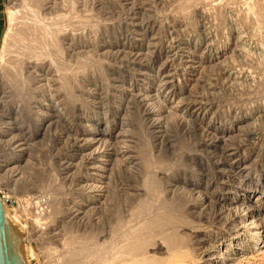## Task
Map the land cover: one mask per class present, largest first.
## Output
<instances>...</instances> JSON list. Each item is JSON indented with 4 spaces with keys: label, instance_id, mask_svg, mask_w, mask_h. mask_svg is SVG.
<instances>
[{
    "label": "rangeland",
    "instance_id": "374dc122",
    "mask_svg": "<svg viewBox=\"0 0 264 264\" xmlns=\"http://www.w3.org/2000/svg\"><path fill=\"white\" fill-rule=\"evenodd\" d=\"M79 1L80 4L76 3V7L73 8L71 6L72 9H70L73 15L82 17L72 20V22L75 21L74 23L80 24L79 30L75 29V27L73 29L77 30V32H73V29H71L74 35L71 39H68L69 36L67 39L61 38V44L64 48L68 49L66 59L70 61L72 66H75L77 62L80 64L82 62H87L91 64L92 68L87 70V74L90 77L81 74L76 84L72 85L73 91L71 93L74 94H71V96L77 99L70 101V106L73 109L72 113L74 112L70 114L71 117L73 116L71 118L72 125L69 126V121L63 119L59 120L61 118H54L55 122L53 124L51 123L50 125L47 123L50 126L44 127V131L41 132L43 135H38L28 141L29 134L27 132L29 130L28 128H30L28 124L30 125L31 118L23 125H20L17 119L10 118L11 120H9V122L15 123L14 120H16V123H18L14 124L16 130L13 129L15 130L14 132L9 130L10 133L7 135L3 134L5 135L3 138V140H5V145H0V164L5 163L1 162L4 159V154H6L7 157V153H10L13 149H24L25 147L24 154L20 156V165L23 166L25 162H27L25 164L26 166L24 165V167L20 168L13 167L20 165L12 163L8 169H10V171L12 168L17 169L9 172L8 181L10 180L9 182L11 183L14 181L15 183V179H19V185H21L24 179H26V183L24 184L26 186L25 192L27 193V190L31 188V190L29 189L30 194L29 192L25 194V196L31 195V197L26 196L31 198L30 205L25 203L24 200L21 202L16 200V214L27 225L28 233H33V228L36 227L42 228V232L46 231L42 233V235L44 234L42 236L43 239L40 237V240L36 235L32 234L30 237L29 234V242L33 251L35 264L62 263L61 257L59 258L57 255L59 256L61 254L60 250L62 251L63 249V247L61 248L62 240H60V237L61 239L63 237L60 236L58 237L59 239L53 238L52 240L51 238L54 237L53 234L57 231L65 233L66 226H64V224L68 221L66 220L67 218L65 219V210H68L71 206V208H76L74 207L72 198L75 197L74 199H77V197H79V194L75 192L76 188L79 187L77 185L79 182L76 174L77 176L81 175L80 169L82 171V167L101 165L102 162L104 163L106 161L111 162L108 167H113L114 169L108 175L109 178L104 180L106 183H102V181L100 183L94 182L93 184H100V186H104L105 184L106 186H110L108 189L110 191L107 193V201L112 204L111 207L113 208L117 203L123 205V208H127L131 202H136L135 200H137V198L133 193L137 194V192L133 190L131 186L135 188V186H140V184L143 183L142 173L144 170L141 167H212L215 160L212 158L213 156L211 153H215L216 156L219 157L223 156L221 152L224 154L225 152L228 153L230 149L237 150L239 148L240 151L238 152L239 154L237 153L235 160L242 162L241 155L247 153V158L250 157L251 159L252 157V159L257 161L256 164L251 165V167H258L254 173H257L262 165L264 167V138L262 136V132H264V43H261L264 42V18H262L263 21L257 19V14L254 15L249 12V7L245 6L241 0H189L190 2L187 0V3L186 0ZM263 2L264 0L259 1V3L262 4ZM14 3L13 0H3L6 16V32L0 50V87L3 77V65L12 59L15 50H28L21 48L20 45L23 38L18 34L19 31H22V27L15 26V24L20 23V21L22 23V20L19 18L24 17V12L22 11L24 9L20 6H15ZM250 4L251 3H249V5ZM212 6L222 9L213 11V13L215 12L213 25L216 26L214 28L207 27V25L210 26L212 23L210 20L206 19L211 13L210 9L213 8ZM54 7H57V5H54ZM58 9L61 8L58 7ZM48 11H50V9L42 11L43 14L40 15L42 17L49 16L45 15V12ZM241 15H243L245 19L249 16L250 22L242 18V21H244L245 24L247 21L248 24H244L243 27H241L240 24L238 27L233 26L232 22L240 23L239 17ZM184 16L187 17V20L183 19ZM27 18L28 17H24L23 19L27 23H38L36 20L31 21V19L27 21ZM202 19L205 20L203 21ZM174 20L176 22H174ZM38 21H40L37 24L40 25L38 26L39 29L36 32L31 29V37L34 39L33 43L41 44L43 40H46L43 39L46 38L44 37L46 28L42 25L49 24L48 22L50 19H48L47 22L42 19H38ZM86 23L87 25H85ZM258 26H263L262 29H260L261 36H256V33H254ZM185 29L186 31H184ZM211 31L224 33L223 36L226 35V37L229 35L231 38L229 44L231 45L229 46L230 48L220 51L222 44L219 40L221 38H214V34ZM210 36H212L214 40ZM64 37H66V35ZM233 37L235 39H233ZM20 39L21 41L19 42ZM38 47L39 58L47 56V53L45 54V52H42V50L44 51V46L38 45ZM35 49L36 48H32L31 51ZM217 49L219 51H216ZM243 51L245 53H243ZM201 52L203 55H201ZM219 53H222L223 56L221 55V57L216 58ZM42 70L44 69L39 68L36 70L38 73H36L44 74ZM53 89H55V86ZM1 90L0 88V91ZM63 93L66 94L65 92H62V94L60 93L61 95L58 94V103L61 96L62 99L66 97ZM131 95H133V97ZM143 97L146 101L143 100ZM159 100L160 102H158ZM207 101H211V103ZM201 103L203 105L205 103H213L214 106L212 107L214 108L215 106H221L224 109L230 107V116L240 113L242 116L245 115L246 118H250L248 119V124H250L251 127L247 130L250 134L247 135L248 133L246 132V134H243V132L240 134L231 133L229 135L233 137L228 138L226 143L228 145L225 144L224 146L219 143L220 147L218 146L215 149V147H212L210 138L207 137L206 134L208 133L210 136L215 134L216 137L221 136V134L213 133V131L209 129L210 127L207 126V123L213 115L214 120L211 119L212 121H220V117L225 116L223 114L220 116V113H213L214 111L212 109V111L208 112L206 119H201V121L200 119L195 120L191 115L192 111L195 112V110L199 109L198 107L202 108L200 106L202 105ZM238 104L239 108L236 107ZM248 107L250 110H248ZM116 108H118L117 112ZM253 108L260 110V112H257V110ZM4 109L2 104H0V115L3 114ZM196 112L202 113L199 110ZM106 113L110 115H104ZM105 116L107 118H105ZM90 118L96 119V121L93 123L88 122ZM225 118L226 120L228 119L227 117ZM157 119H160L162 123L154 121L158 122V125H154L152 121ZM1 121L3 122L0 116V127L2 124ZM98 121L100 125L97 124ZM113 123L115 126H113ZM158 126L160 128H158ZM106 128L110 129L108 134L103 135L101 131L99 135H95L98 133L96 130H106ZM119 128L128 131L125 133ZM256 129L257 132L261 134H258ZM5 130H7V128H5ZM110 133L111 136L109 135ZM118 133L119 136L117 135ZM134 134H136V138L130 136ZM227 135L228 133L224 138H227ZM88 138L89 140L93 139L92 141H95V143L89 149L84 148V150L82 141L88 140ZM95 139H98V141ZM1 140L2 137L0 138V141ZM24 142L25 144L22 146L21 144ZM233 151L234 150L231 152ZM241 151L245 153L243 154ZM92 153L94 155H91ZM89 154L93 159L86 160L85 156H90ZM128 156L136 157V160L134 159V162L131 163L130 160L127 159ZM6 157L5 159L7 160L10 156ZM145 157L147 158L148 165L143 166L141 162H146ZM193 157L195 160H192ZM198 160L201 163L199 166L195 165ZM17 161H15V163ZM223 161L224 160H222V162ZM249 163H251L250 160L246 164L248 165ZM65 167H78L77 173L76 171L73 173V170L70 172V175H68L63 171ZM263 167H261V169ZM1 169L3 168L0 166V170ZM2 174H4V172L0 171L1 176ZM49 175L50 177L52 176L51 180L54 177L51 182L54 184L55 190L53 192H56V196L53 195L54 193H50L51 196L50 194H43L42 181L44 176L49 177ZM161 177L162 176H159V179H161ZM162 182L155 181L154 183L157 184L159 190L162 189ZM90 183L92 182L88 184ZM4 184H1L2 188H6ZM81 184L88 185L86 183ZM5 191L9 199L14 198V195L8 191V189H5ZM129 194H133L134 196L131 195L133 196L131 197ZM52 195L55 196L53 197L55 200L52 199ZM70 199L71 201H68ZM186 202L185 200V203ZM65 204L68 207L65 206ZM57 209H60V211L58 210L60 215H58ZM127 210H129V207ZM106 212L109 213L110 209L109 211L106 209L104 213L94 214L93 217L95 221L98 222V220H100L102 223H107L110 214ZM124 213L125 215L129 214L127 212ZM63 214L64 217L62 216ZM128 216H126V218H129ZM58 223L60 226L57 225ZM75 224L77 223H72V231L78 234L79 231H82L84 226L82 227L79 223L77 225ZM93 225L95 226V224L88 219L87 226L93 228ZM54 227H56V230L53 232ZM46 239L50 241L47 242ZM53 253L56 255L55 259L52 255ZM52 260L54 263H52Z\"/></svg>",
    "mask_w": 264,
    "mask_h": 264
},
{
    "label": "bare ground",
    "instance_id": "6f19581e",
    "mask_svg": "<svg viewBox=\"0 0 264 264\" xmlns=\"http://www.w3.org/2000/svg\"><path fill=\"white\" fill-rule=\"evenodd\" d=\"M13 1L15 2L14 3L15 6H20L24 9L22 10L24 12L23 16L28 17L27 21H29L30 19L31 21L36 20V22L38 23L40 22L38 21V19L46 20V22L48 19H50V21L48 22L49 24L42 25L43 27L46 28L45 29L46 32L44 33L45 35L44 37L46 38L43 37L42 38L46 40H43L41 44L33 43L34 39L31 37L32 34L31 29H33L34 32L38 31L39 29L38 26H40L37 25L38 23L37 24L33 22L27 23L25 20H23L24 17H20L19 19L22 20V23L20 21V23L15 24V26L22 27L21 28L22 31H19L18 34L20 35L21 38H23L22 41L21 39L19 40V42L21 41L20 43L21 48L28 50L26 51H24L23 49L15 50L14 51L15 54L13 55L11 54L13 56L12 59L10 58L11 60L6 62L5 65H3L4 66L3 77L0 87L2 89L0 91L1 92L0 104H2V106L5 109L3 110V114L0 115L1 119L3 120V122L1 121L2 124L0 127V138L2 137V140L0 141V145H5L4 144L5 140H3L5 135L3 134L7 135L10 133L9 130H11L12 132L16 130L14 126L16 120H14L15 123H11V121L9 122V120H11L10 118L17 119V122L20 125L25 124V122L31 118L30 125L28 124L30 128L27 127L29 129L27 132L29 134L28 141H30V139H33V137L41 135L42 134L41 132L44 131L45 126L49 127L51 123L53 124L55 122L54 118L55 119L61 118L59 120L63 119L69 121L68 122L69 126L72 125L71 118L73 116L71 117L70 114H73L74 112L72 113L73 109L70 106L71 103L70 101L77 100L75 97L71 96V94H74L71 93L73 91L72 85L76 84L79 75L84 74V76L85 75L87 76L88 75L87 70L89 68H92L91 64H88L87 62L86 63L82 62L81 64L77 62L75 66H72L70 61L66 59V53L68 49L64 48L63 45L61 44V38L67 39V37L69 36L68 39H71V37L74 35L73 32H77V30H74L73 28L76 27L75 29L79 30L80 24L74 23L75 21L72 22V20L79 19L82 17L73 15L70 12L71 11L70 9H72V7L73 8L76 7V3L80 4L79 0H13ZM241 1L245 4V6L249 7V12L253 13L254 15L257 14V19L262 20V18H264V2L262 4L259 3L260 0H241ZM249 3L251 4L249 5ZM54 5H57V7H54ZM58 7H60L61 9H58ZM47 9H50V11L45 12V15H49L50 17L49 16L42 17L40 14H43L42 11ZM216 10H222V9H220L219 7L217 8L213 7L212 9H210L211 13L209 14V17H206V19L210 20L212 24H210V26L207 25V27L210 28L216 27L215 25H213L214 23L213 19L215 16L214 15L215 12L213 13V11ZM186 18H187L186 16L183 17V19ZM242 18H244L243 15L239 17L240 23L232 22V25L238 27V25L240 24V26L243 27L245 22L242 21L243 20ZM249 19L250 17L248 16L245 20L250 22ZM247 21L246 24H248ZM174 22L176 21L174 20ZM85 25H87V23ZM262 27L263 26H258L257 29H255L256 32L254 33H256L255 34L256 36H261L260 29H262ZM71 29H73V32H71ZM184 31H186V29ZM211 32L214 34V38L216 37L221 38L219 41L222 44L221 46L222 50L220 49V51H224L230 48L229 46L231 45L229 44L231 38L229 37L228 34H227L228 36L226 37V35L223 36L224 33H219L218 31L215 32L211 31ZM65 35L66 37H64ZM233 39L235 38L233 37ZM38 45L44 46V51L42 50V52H45V54L47 53V56H45L46 58L45 57L39 58ZM32 48H36V49L31 51ZM218 49L216 51H219ZM243 53L245 52L243 51ZM201 55H203V53ZM221 55L222 53H219L216 58L221 57ZM39 68L44 69L42 70L44 74H37L38 72L36 70ZM88 77L90 76L88 75ZM52 86L53 87L55 86V89H53ZM62 92L66 93V94L63 93L64 95H66V97L62 99L61 96L58 103L57 96L60 93L62 94ZM131 96L133 97V95ZM143 100H145V98ZM211 101H207V102L211 103ZM158 102H160V100ZM210 103H205L204 104L205 106L201 103L202 105L200 106L202 108L198 107L199 109L195 110V112L192 111L191 115L195 120L200 119L201 121V119H206L208 116V112L212 111L213 109L214 111L213 113L216 114L220 113V116L223 114L225 117L229 119L226 120L225 117H220L221 120L218 119L220 121H212L211 119L214 120L213 117L214 115H213L211 116L210 121L207 120L208 121L207 126L210 127L209 129H211L213 133L216 134L219 133V135L221 134V136L217 135L218 137H216L215 134H212V136H210L208 133L206 134V136L210 138V143L212 147H215L216 149L218 146L220 147V144H223L225 146V144L228 141V138L233 137L229 135L231 133L240 134L241 132H243V134L246 133H248L247 135L250 134L247 131L248 128L251 127V125L248 124L249 123L248 119L250 118H246L245 115L242 116V114L240 113H237L236 115L234 114L235 116L234 115L230 116L231 115L230 107H228V109H224L221 106H217V107L215 106L214 108L212 107L214 106V104L213 103L210 104ZM236 107L239 108V104ZM117 109L118 108H116V112ZM198 110L201 111L202 113H197L196 111ZM248 110H250L249 107ZM258 111L260 112V110H257V112ZM104 115H110V114L106 113ZM105 118L107 117L105 116ZM159 120L160 119L153 120L152 122L158 121L160 123L161 120L160 121ZM94 121H96V119L93 118L88 119V122L93 123ZM158 122H154L153 124L155 125ZM47 123H49L50 125H48ZM97 124L100 125V122L98 121ZM113 126H115L114 123ZM159 126L158 128L161 127ZM5 128H7V130H5ZM119 129L123 130L125 133H127L128 131L122 128ZM109 131L110 129L107 128L106 130L103 129L100 131L96 130V132L98 133H96L95 135H99L100 132L103 135H105L108 134ZM111 133L109 134L110 136ZM227 133H228L227 138H224V136ZM257 133L259 134L260 132ZM117 135L119 136V133ZM130 136H132V138L137 137L136 134ZM262 136L264 138V132H262ZM92 140L91 139L89 140V138L88 140H83L82 141L83 149L84 148L89 149L90 147H92L95 143V141ZM95 140L98 141V139ZM24 144L25 142L21 145L24 146ZM24 149L23 148L13 149L10 153H7V155L10 156V157L7 156L8 158L6 157V154L3 155L4 159L1 162H5V163L0 164L1 168H3L0 171H3L4 174H2V176L0 175V186L2 183L3 184L5 183L4 185L6 189H8V191H10L14 195V198H11L12 197L11 195H10L11 197L10 196L9 197L12 200H14L16 203H17L16 200H18L19 202L24 200L25 203H28V205H30L31 195H26V196H30L29 198L25 196V194H28L29 189L31 190V188L29 189L27 188L28 189L27 193L25 192L26 186L24 184L26 183L25 182L26 179H24V181L22 179L23 183L21 185H19L20 183L19 179H15V183L14 181L13 183L9 182L10 180L8 181L9 172L17 169V168H12L10 171L8 167L11 166L12 163L18 165L21 164L20 156L24 154L25 152ZM239 149L237 150L230 149V151L227 150L228 153L225 152L224 153L225 156L223 152H221V155L223 156H219V157H217L215 153L214 154L211 153L213 156L212 158L215 160L213 162V165L211 164L212 167L209 166L208 167H197V166L196 167H141L144 170V172L142 173L143 183L140 184V186H135V188L131 186L133 190L137 192V194L133 193L136 196L137 200H135L136 202L134 201L131 202V204L128 206L129 210H127L128 207L127 208L125 207L126 209L123 208V205H121L120 203L119 204L117 203L115 205L114 207L115 209L111 207L112 204L109 203V201H107L108 199L107 193H109L108 191H110L108 190L110 186H106L105 184L104 186L102 185L100 186V184L99 185L93 184L94 182L100 183L102 181H103L102 183H106L104 182V180L109 178L108 175L114 169L113 167H108L111 164L110 161L107 162L106 160H103L106 162L104 163L102 162L101 165L82 167V171L80 169L81 175L77 176L76 174L77 180L79 182L77 185L79 187L76 188L75 192L79 194V197H77V199H74L75 197L72 198L73 200L72 202L74 203V207L76 208H71L72 207L71 206L68 210L67 209L65 210V216H66L65 219L67 218L66 220H68L64 224V226H66L65 233H61L57 231L56 233L53 234L54 237L51 238L52 240L53 238L59 239L58 237L60 236L63 237L62 239L60 237V240H62L61 243L62 246L61 244L60 246L61 248L63 247V249L62 251L60 250L61 254L59 256L57 255V257L59 258L61 257L62 259L61 264H264V167L262 165L261 167L263 168L261 169L260 167L257 173H254V171L257 170L258 167H251V165L256 164L257 161H255V159H252V157L251 159L250 157L247 158L246 155L247 153L244 154L245 152L243 153L242 151L241 152L244 154L241 155L242 162H238L239 160H235L237 157V153L240 151ZM232 150L234 151L231 152ZM93 153L91 155H94ZM91 155L90 156L84 155L85 159L86 160L93 159ZM5 157L7 158V160L5 159ZM127 159L130 160L131 163H133L134 159L136 160V157L134 158L132 156H128ZM193 159L194 157L192 158V160ZM222 160L224 161L222 162ZM249 160L251 163H249L248 166L246 163ZM15 161L17 162L15 163ZM147 162L148 161L146 158V162L142 161L141 163L143 164V166H145L148 165ZM26 163L27 162H25V164ZM199 164H201L200 161L199 160L196 161L195 165L199 166ZM24 165L23 166L16 165L13 167L20 168V167H24ZM77 169L78 167H65L63 171H65L68 175H70V172L73 170H74L73 173H75V171L77 173ZM159 176H162L161 179H159ZM51 178L52 176L50 177V175L49 177L44 176L42 181L43 183L42 186L44 190L43 194L49 195L50 193H54L53 195H55L56 192H53L55 190L54 184L51 182L54 179V177L52 180ZM155 181L156 182L163 181L162 189L159 190L157 188V184H154ZM89 182L92 183L88 184ZM81 183H86L88 185H82ZM50 187L52 188V190ZM133 194H129V195L131 196ZM53 195H52V199H54L53 197L56 196ZM5 198L8 197L6 196ZM184 199L187 201L186 203ZM68 201H71V199ZM65 206L67 205L65 204ZM106 209H108V211L110 209L109 213L106 212L107 214H110L108 218V222L102 223L100 220L96 222L93 217L94 214H100L101 212L104 213ZM58 210L60 211V209H57V211ZM59 211H58V215H60ZM124 212L129 213L128 214L129 216L125 215ZM62 216L64 217V214ZM126 216H128L129 218H126ZM88 219L91 220L93 224H95V226L94 225L93 226L96 228L94 227L92 228L91 226H90L91 228H89L88 227L89 225L87 226ZM72 223L73 224L79 223L81 224L82 227L84 226V228H82V231L81 232L79 231V233L77 234L76 232L72 231V227H71ZM57 225L60 226L59 223ZM33 229H34L33 233L31 232L29 233L30 237L32 236V234L36 235L37 237H39V240L44 235V234L42 235V233L46 232V231L42 232L41 231L42 228L40 229L38 227ZM55 230L56 227H54L53 232ZM49 241L50 240H47V242ZM52 255L55 259L56 256L55 253H53ZM52 263H54V261Z\"/></svg>",
    "mask_w": 264,
    "mask_h": 264
},
{
    "label": "water",
    "instance_id": "95a60500",
    "mask_svg": "<svg viewBox=\"0 0 264 264\" xmlns=\"http://www.w3.org/2000/svg\"><path fill=\"white\" fill-rule=\"evenodd\" d=\"M0 264H35L27 225L16 214V202L1 196Z\"/></svg>",
    "mask_w": 264,
    "mask_h": 264
},
{
    "label": "crops",
    "instance_id": "0c3cea01",
    "mask_svg": "<svg viewBox=\"0 0 264 264\" xmlns=\"http://www.w3.org/2000/svg\"><path fill=\"white\" fill-rule=\"evenodd\" d=\"M6 32V16L3 0H0V50Z\"/></svg>",
    "mask_w": 264,
    "mask_h": 264
},
{
    "label": "built area",
    "instance_id": "2783aa9c",
    "mask_svg": "<svg viewBox=\"0 0 264 264\" xmlns=\"http://www.w3.org/2000/svg\"><path fill=\"white\" fill-rule=\"evenodd\" d=\"M5 189L6 188H2V186H0V196L3 198L7 196Z\"/></svg>",
    "mask_w": 264,
    "mask_h": 264
}]
</instances>
